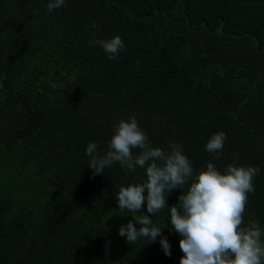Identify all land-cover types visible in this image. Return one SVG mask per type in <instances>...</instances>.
Listing matches in <instances>:
<instances>
[{
  "label": "trees",
  "instance_id": "obj_1",
  "mask_svg": "<svg viewBox=\"0 0 264 264\" xmlns=\"http://www.w3.org/2000/svg\"><path fill=\"white\" fill-rule=\"evenodd\" d=\"M48 3L0 0V165L29 184L0 191V264H180L167 208L152 219L171 256L160 237L118 234L132 213L115 195L145 169L114 162L93 177L88 167V144L105 154L113 126L133 115L153 147L183 145L194 175L209 161L222 174L230 163L259 167L244 219L264 230V0ZM115 35L118 59L91 43ZM220 131L215 159L205 145Z\"/></svg>",
  "mask_w": 264,
  "mask_h": 264
},
{
  "label": "clouds",
  "instance_id": "obj_2",
  "mask_svg": "<svg viewBox=\"0 0 264 264\" xmlns=\"http://www.w3.org/2000/svg\"><path fill=\"white\" fill-rule=\"evenodd\" d=\"M64 5L65 0H49L47 8L51 12ZM91 43L102 47L109 59H118L125 49L119 35ZM113 127L108 151L99 154L97 142H91L86 154L91 157L88 167L93 177L103 175L104 169L114 162L129 170L145 169V181L121 186L115 195L118 209L132 213V219L121 225L118 232L127 243H136L140 238L154 242L160 237L165 255L171 256V245L163 236L165 227L157 226L152 219L167 208L171 229L181 237L179 244L184 255L180 264H264V230L257 222L246 224L244 219L248 193L255 191L254 178L260 172L259 167L230 163L222 174L209 161L206 168L194 175L183 145L171 143V151L153 147L135 115L120 119ZM226 139L223 131L212 134L206 151L220 159ZM133 149H140L139 154L134 156ZM189 178L192 182L187 192L181 191L178 203L169 207V193L173 189L182 190Z\"/></svg>",
  "mask_w": 264,
  "mask_h": 264
},
{
  "label": "rangeland",
  "instance_id": "obj_3",
  "mask_svg": "<svg viewBox=\"0 0 264 264\" xmlns=\"http://www.w3.org/2000/svg\"><path fill=\"white\" fill-rule=\"evenodd\" d=\"M24 181H25L24 179L14 178V175H12V173L9 170H7L6 168L0 165V184L4 185L3 188H0V191L2 193L8 192L9 189H13L21 183L24 190L28 189L29 184ZM27 197L28 198L31 197L30 191H27Z\"/></svg>",
  "mask_w": 264,
  "mask_h": 264
}]
</instances>
